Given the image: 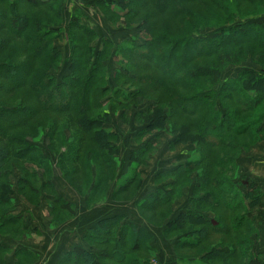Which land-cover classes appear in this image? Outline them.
I'll return each mask as SVG.
<instances>
[{
    "label": "trees",
    "instance_id": "16d2710c",
    "mask_svg": "<svg viewBox=\"0 0 264 264\" xmlns=\"http://www.w3.org/2000/svg\"><path fill=\"white\" fill-rule=\"evenodd\" d=\"M239 1L263 9L242 15L235 0H97L94 5L112 25L121 21L143 35L142 41L135 42L136 34L118 44L99 38L75 8L65 27L68 72L57 79L51 71L61 61L54 41L61 37L64 0H0V231L3 220L29 231L12 213L9 164L29 159L50 175L41 147L28 138L46 132L45 148L57 155L63 174L68 164L89 173L97 169L92 187L80 193L93 206L118 164L119 135L109 128L111 114L119 112L127 123L126 111L135 108L142 126L137 139L166 130L173 136L169 150L192 146L186 151L190 165L157 172L154 188L135 203L142 220L172 238L174 253L162 264H184L186 252L203 254L205 264H264L252 248L256 218L264 220V191L238 173L236 164L241 151L264 139V0ZM164 14L172 28L162 27ZM210 28L212 34L201 33ZM112 53L119 67L108 84L105 61ZM248 56L257 59L260 73L239 66ZM228 65L239 67L222 78ZM41 120L48 121L46 127ZM151 142L131 152L129 172L113 189V201L135 197L142 183L139 167L154 150ZM102 168L112 175H102ZM28 172L20 179L36 190L39 177L34 169ZM99 183L105 188L98 189ZM44 185V195L52 197L50 214L56 206L71 216V203ZM186 189L187 208L173 216L171 207ZM124 217L98 220L85 231L84 244H75L58 264H149L157 255L152 233ZM10 251L0 242V264L36 259L29 250L16 249L8 262Z\"/></svg>",
    "mask_w": 264,
    "mask_h": 264
},
{
    "label": "rangeland",
    "instance_id": "374dc122",
    "mask_svg": "<svg viewBox=\"0 0 264 264\" xmlns=\"http://www.w3.org/2000/svg\"><path fill=\"white\" fill-rule=\"evenodd\" d=\"M235 1H236L235 8L242 15H248L254 12H259L263 9L262 7H257L256 5H250L248 2H243L239 0H235ZM94 2L96 1L90 0L87 3V8L90 11L89 13L92 15V10H93L94 14H96V16L99 17V19L101 18L102 21H96L94 25L93 24L89 25L90 21L87 19L86 21H84V23L90 26V28H92L93 30H95L93 28V26H95L97 30L95 31L98 34V37L101 35L99 38H106L103 36H112L111 38L113 39L111 38L109 39L113 41L114 44H118L123 40H130L131 37L128 35V31L126 29L128 30L131 29L125 27L121 21L118 22L116 25H112L108 21V19L105 18L100 13L99 9L95 5H93L95 4ZM75 3H77L76 0H64V6H62L64 10V17H62V31L60 32L61 37L54 41V44L58 47L60 51L61 61L59 63V66L51 71L56 76L57 79H60L62 75L68 72L67 59L69 54V48H68V41L66 39L65 27L69 15L73 10V5ZM160 21L163 28L173 27L172 26L173 24L169 22L167 15L165 14L160 17ZM212 30H214V28L203 30L201 31V33L207 34V32H211L212 34ZM133 32L134 33L132 35L137 34L136 41L135 40L134 41L135 42H137V40L142 41L141 38H143L142 37L143 35L138 31L137 33L135 31ZM92 43H94L95 48H98V46L100 45L99 39L97 41H93ZM118 60L119 57L112 53L105 61L107 68L106 71L108 74L107 77L108 84H111L112 78L114 77L113 75L116 69L119 67ZM256 61H257L256 58L255 60H251L250 57L248 56L245 60L241 62L239 66L249 67L256 70V73H260L261 70L259 65L256 63ZM239 66L228 65L223 71L221 77L225 78L226 76L233 75L234 73L237 72L236 68ZM14 93H16V91L12 92L11 94ZM146 103L151 104L152 101L147 100ZM136 110L137 109L133 108L131 110L126 111L127 123L122 121L119 112L111 114L112 120L109 128L112 132H116L119 135V140L116 144L117 146H119L120 149L117 158L118 164L116 167V172H115L116 174H114L113 176L114 177L113 181L109 182V186L105 189V194L102 196V199L97 203H95L93 206H88L86 204L87 195L81 196L80 193L85 192L87 190L89 191V189H87L88 186L90 188L92 187L91 180L94 178V174L96 173L97 169L95 170V168H91V171L89 173L88 171L79 169L75 164L72 165L68 164L65 166L64 168L65 173L63 174L62 170L60 169V167L57 165L56 162L57 155L49 151V149H46L49 143L46 132H42L41 134L36 136L35 139L28 138L29 143L37 144L41 147V152L45 156L47 160L46 162H48V164L51 166L50 175L47 177L46 173L44 172V167L34 164L29 159L20 162V165L18 164V162L17 163L13 162L9 164V166L7 167L8 169L7 179L9 186L8 193H10L9 194L10 201L13 204L12 213L20 217L21 220L18 223H21L23 226L24 223L25 224L28 223L31 226L35 224L36 227L35 230H33V232L25 231V230L23 231L21 228L18 230V225L16 224L10 225L9 224L10 222L3 220V225L1 226V231H0L1 232L0 242H2L3 245L5 246L8 245L7 247H9V243H12L13 241L15 242L22 241L24 245L27 244L29 245V247L32 246L34 249L38 251H41V247H43L44 251L48 252L46 259H48L49 257L54 258V256H52L53 252L60 249L61 251L64 252V253L62 252V255L60 256L61 258L68 250H70L67 249V247L71 246L73 242H75V240L77 239L76 236L79 235V233H82L83 229L86 228L85 231L89 229L90 228L89 225L92 224L95 221V219H97V217L103 218V216H107L108 215L107 212L111 211V209L115 207L114 205H110L109 203L114 202L112 199V193L114 191L113 189L119 184V182H121L122 177H124L123 175L124 174L126 175V173L128 174L129 172L130 162L128 163V161H130L131 152L129 153V156H127V152L130 148H132V146H135V150H138L141 144L152 139L151 146H153L154 150H152L149 153L150 155L146 163L140 166L142 167L141 170L143 171V173L140 172L143 186H145V184L148 183L149 173L154 169V167H156L157 169L158 166L169 161L168 159L171 160V157L174 156L175 157L174 159H172L171 163H179L180 161H182L181 158L182 157L184 158V153L188 149V145L179 144L177 145L174 151L169 150L170 152H168L167 150L169 149V144L173 139V136L168 131L166 130L153 131L152 133L146 134L142 138L137 139L135 137L136 132L142 128V126L136 123L135 121ZM39 122H41V124L45 125L46 127L47 125L46 123L48 121L41 120ZM160 133L162 135H160ZM134 143L136 145H134ZM254 144H252L249 149H252ZM167 146L168 149L166 150ZM246 151H241L236 159L238 173L243 172L245 170L242 167L241 157L242 155H244L243 153ZM162 152L165 154H163ZM170 165L171 164H169L168 166ZM69 167H71L74 171L72 172H70V170L67 171ZM28 169H34L39 177L37 180H34L37 182L33 183V186L35 185L36 190H34L32 187H29L28 184L23 183L24 182L23 179H20L21 176L29 175ZM124 170H127L128 172L124 173L123 172ZM100 173L105 176L112 175V171H106L105 168L104 169L102 168L100 170ZM49 178H50V182H48ZM44 184L47 185V188L51 187L52 189H54V192L63 200H66L71 203L70 207L73 212L71 216L68 211L62 210L61 207L59 208L56 206L53 210V214H50L53 202L51 196L44 195L45 191L42 188V187H46ZM105 185L106 183L105 184L99 183L98 189L99 188L104 189ZM189 190L190 189H186V193L184 192L185 195L183 193L184 197L181 198L183 196L182 195L180 199H177L173 203L171 207L172 213L177 212V210L180 209L184 204H188ZM95 195H99V193L96 192ZM137 196L138 193H136L135 197L127 203L131 202L132 203L131 205H133V201L135 200V198H137ZM119 202H124V201H119ZM135 203L136 202H134V205ZM1 204L2 203H0V208H1ZM118 208H116L115 210H117ZM134 209H136V207ZM51 217L56 221L55 224L51 223L52 222ZM143 222L145 223L144 220ZM117 228H119V225L117 226ZM152 229H154V231L152 232L153 233L152 245L156 249L157 255L155 258L150 260L149 264H159L158 261L160 262V264H162L165 263L166 260L174 253L172 238L170 239L165 238L163 236V230L161 228H152ZM85 231L83 232L82 236H84ZM202 231H203L202 235H204L205 232L204 230ZM253 232L254 233L252 235V240H253L252 248L253 250H256V247L259 244V233H260L256 225H254ZM194 235L196 236V233ZM200 248L203 249V246L199 243L198 249ZM7 255L9 256V253ZM35 255H36V259L29 264H34L36 262V260L38 259V255L37 254ZM185 257H188L187 258L188 260L187 262H184V264H205L206 261L204 258H202L203 254L201 255L199 253V255H197L195 252H186ZM18 258L19 260H23L21 256H19ZM104 262L108 264H115L109 261H104Z\"/></svg>",
    "mask_w": 264,
    "mask_h": 264
},
{
    "label": "crops",
    "instance_id": "0c3cea01",
    "mask_svg": "<svg viewBox=\"0 0 264 264\" xmlns=\"http://www.w3.org/2000/svg\"><path fill=\"white\" fill-rule=\"evenodd\" d=\"M89 1L90 0H76L77 3H75L73 5V9L74 8L82 9V11L84 12L83 20L86 21L88 19L90 21L89 25H91V24L94 25L96 21H102V20H101V18L99 19V17H97L96 14H94L93 10H92V15L89 13L90 11L87 8V3ZM94 1H97V0H94ZM63 6H64V4H63ZM62 17H64V10L63 9H62ZM261 21L264 22V17L261 18ZM93 28L96 30L95 26H93ZM126 30L128 31V35L131 37L132 34L134 33L133 30H128V29H126ZM110 31H112V30H110ZM103 37L111 38L112 36H103ZM111 39H113V38H111ZM160 135H162V134L160 133ZM132 139H133V137H132ZM134 145H136V144L134 143ZM185 145H188V149L192 148V146L190 144H185ZM176 147L172 151H174L176 149ZM167 149H168V146L166 147V150ZM132 151H135V146H132V148H130L128 150L127 156H129V153L132 152ZM167 151L170 152L169 149ZM186 151L184 153V158L180 157L182 159V161H180L179 163H171L172 159H174V157H175L174 156V157H171V160L168 159L169 161L166 160L167 162H165V163L161 164L160 166H158L157 169H156V167H154V169L149 173V178H148L149 181H148V183H146L145 186H143V184L141 183L140 189L137 192L138 196L133 201V205H131L132 204L131 202L127 203L129 201H124V202H115L114 201L112 203L110 202L109 204L110 205H114L115 207L112 208L111 211L107 212L108 215L107 216H103V218L124 214L125 215L124 220L126 222H135L139 226L147 229L148 231H150L152 233L154 231V229H152V228H156V227H150L149 225H146L147 224L146 222L145 223L143 222V220L138 216V214H136L137 212H136V209H134L135 208L134 202H136L138 199L142 198L146 193H148L150 190H152L154 188L153 177H154V175L157 172L163 171V170H169V169L173 168L176 164H180V163H184V164L190 165V163L187 162L188 160H187ZM163 154H165V153H163ZM166 154H168V153H166ZM243 154L244 155H242L241 161H242V167L245 170L243 172H240V174L245 176L246 179H248L249 181L253 182L262 191H264V139L258 140L254 144L252 149L247 150ZM177 157H178V155H177ZM129 162L130 161H128V163ZM169 164H171V165L168 166ZM141 169H142V167H140L139 172L143 173V171ZM123 172L125 173V172H128V171L124 170ZM123 172H122V174H123ZM123 176H125V174ZM193 180H194V182L196 181L195 175H193ZM185 193H186V191H185ZM185 193H184V195H185ZM188 193L190 194V190H189ZM184 195L181 198H183ZM263 199H264V197H263ZM83 201H84V198H83ZM125 205H128V206H125ZM116 208H118V209L115 210ZM186 208H187V204H184L180 209L177 210V212H173V216H176L177 213L180 210L186 209ZM100 219H102V218L97 217V219H95V221L92 224H90L89 227L95 226V223L98 220H100ZM24 226L27 227L30 232H33V230H35V227H36L35 224H33L31 226L28 223H26V224L24 223ZM256 226L258 227V231H260V233H259V244L256 247L255 251L261 253L264 256V220H262L261 218L257 217L256 218ZM87 228H88V226H87ZM85 229L82 230V233H79V235L76 236L77 239L75 240V242H73V244L71 246L67 247V249H71L77 243L84 244L82 235H83V232L85 231ZM152 235H153V233H152ZM21 242L22 241H19V242L13 241L12 243H9V248L11 249V251L9 253V256L8 255L6 256V259H7L8 262H12L14 260L12 252L15 251L16 249H26V250H29V251L37 254L38 255V259L36 260V262L34 264H58V260H59L60 256L62 255V252H63L60 249H58L57 251L53 252L52 256H54V258H50L49 257L48 259H46L47 255H48V252L44 251L43 247H41V251H38V250L34 249L32 246L29 247V245H27V244L24 245V243L23 242L21 243ZM6 246H8V245H6Z\"/></svg>",
    "mask_w": 264,
    "mask_h": 264
}]
</instances>
